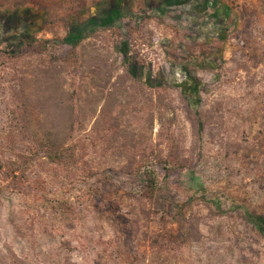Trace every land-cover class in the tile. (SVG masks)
Wrapping results in <instances>:
<instances>
[{"label":"rangeland","instance_id":"1","mask_svg":"<svg viewBox=\"0 0 264 264\" xmlns=\"http://www.w3.org/2000/svg\"><path fill=\"white\" fill-rule=\"evenodd\" d=\"M39 45L84 54L87 141L17 190ZM0 264H264V0H0Z\"/></svg>","mask_w":264,"mask_h":264},{"label":"trees","instance_id":"2","mask_svg":"<svg viewBox=\"0 0 264 264\" xmlns=\"http://www.w3.org/2000/svg\"><path fill=\"white\" fill-rule=\"evenodd\" d=\"M73 46H77V42ZM38 49L39 54L34 55L39 57V68L28 74L37 88L22 91L24 101L13 110L16 122L18 118H24V129L27 132L23 140L27 145V154L16 155L8 174L13 179L12 187L16 186L17 190L23 186L20 180H26L27 175L38 166L46 171L57 167L74 166L84 156L83 147L87 141L85 137L80 138L86 128L89 113H91L84 102L87 96V89L83 88V81L86 77L82 69L84 54H75V56L60 59L56 55L40 54L41 45L35 48V51ZM94 58L96 66L91 69V79L97 86V93L102 94L103 87L109 83L111 74L107 72L106 61L100 54H94ZM68 66H72L76 72L78 70L80 73L77 75L75 72H67L65 68ZM127 76L130 79L134 78L130 71L127 72ZM76 77L81 81L80 84L76 86L69 83ZM26 78H24L25 81ZM102 82L105 83L100 85ZM123 86L124 84L121 83L110 92L112 112L119 107L118 93H125L127 90ZM34 110L37 116L31 118ZM113 116L110 120L111 128L118 126L116 114ZM155 157L157 164L163 163L164 160L160 158V155L157 154ZM143 173L146 175L145 192L152 195L158 186L155 172L146 164ZM176 214L186 219L183 207H178ZM177 224H180L179 220Z\"/></svg>","mask_w":264,"mask_h":264}]
</instances>
